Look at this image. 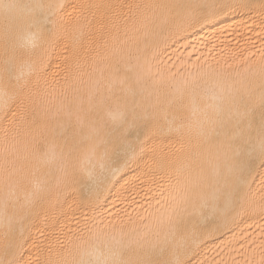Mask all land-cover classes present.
I'll list each match as a JSON object with an SVG mask.
<instances>
[{
  "label": "bare ground",
  "instance_id": "obj_1",
  "mask_svg": "<svg viewBox=\"0 0 264 264\" xmlns=\"http://www.w3.org/2000/svg\"><path fill=\"white\" fill-rule=\"evenodd\" d=\"M16 2L0 10V264L108 248L264 264V0ZM240 97L250 128L228 119ZM127 141L143 157L121 166ZM237 148L256 167L230 196Z\"/></svg>",
  "mask_w": 264,
  "mask_h": 264
},
{
  "label": "snow or ice",
  "instance_id": "obj_2",
  "mask_svg": "<svg viewBox=\"0 0 264 264\" xmlns=\"http://www.w3.org/2000/svg\"><path fill=\"white\" fill-rule=\"evenodd\" d=\"M23 7L26 6L20 5L16 2V0H0V10L5 13ZM59 7L63 9L64 5L60 4ZM4 86L5 85L0 82V88ZM230 103L234 107L229 110L228 119L232 120V118L235 117L237 127L247 122V127L250 128L252 126V120L250 117L252 116L255 107L252 101L250 99L240 97L238 100L233 99ZM259 106L261 108L262 134L259 142V159L261 162L260 167L264 168V94H262L260 98ZM210 123L214 124L215 122L210 121ZM235 139L236 137L231 138V140ZM230 146L231 145L229 144V147ZM122 149V151H113L110 156V159L116 163L123 161L121 166H126L128 159H135L137 156H140L141 158L143 157V147L140 148L139 152H136L132 141H127L122 146ZM129 153H131V155H129ZM232 159L234 160V163L230 166L229 172L234 177V180L226 183L225 185L230 196L244 191V186L248 183L247 177L252 174L254 168L256 167V157L251 151L245 152L243 149L237 148L232 156ZM262 182H264V177H262ZM177 227H179V225L177 223H173V228L175 229ZM87 256L89 258L82 257L77 264H160V262L154 261L124 259L120 250H114L112 248H108L107 251L93 250V252L88 253ZM163 264H168V262H163ZM173 264H180V261H175Z\"/></svg>",
  "mask_w": 264,
  "mask_h": 264
}]
</instances>
